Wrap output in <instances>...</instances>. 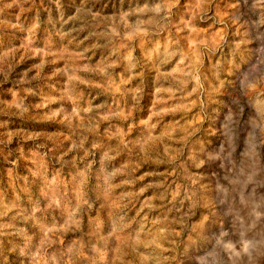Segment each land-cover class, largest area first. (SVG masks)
I'll list each match as a JSON object with an SVG mask.
<instances>
[{
	"label": "rangeland",
	"instance_id": "1",
	"mask_svg": "<svg viewBox=\"0 0 264 264\" xmlns=\"http://www.w3.org/2000/svg\"><path fill=\"white\" fill-rule=\"evenodd\" d=\"M0 264H264V0H0Z\"/></svg>",
	"mask_w": 264,
	"mask_h": 264
}]
</instances>
